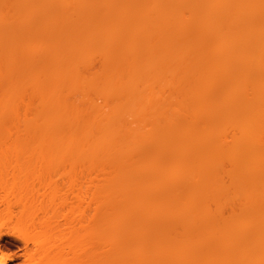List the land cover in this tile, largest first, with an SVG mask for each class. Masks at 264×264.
I'll return each mask as SVG.
<instances>
[{
  "label": "bare ground",
  "instance_id": "obj_1",
  "mask_svg": "<svg viewBox=\"0 0 264 264\" xmlns=\"http://www.w3.org/2000/svg\"><path fill=\"white\" fill-rule=\"evenodd\" d=\"M0 179V264H264V0H0Z\"/></svg>",
  "mask_w": 264,
  "mask_h": 264
},
{
  "label": "rangeland",
  "instance_id": "obj_2",
  "mask_svg": "<svg viewBox=\"0 0 264 264\" xmlns=\"http://www.w3.org/2000/svg\"><path fill=\"white\" fill-rule=\"evenodd\" d=\"M11 161H13V160H11ZM15 161H16V160H14L13 163H11V164L14 165V164H15ZM30 161H32L33 163L36 162L35 165H37V164H38L37 162L39 161V165H40V166L38 165V166L40 167V169H39L37 166H35V165L33 164V166H35V167H33V168H37V169H36V170H35V169H33V170L30 169L31 172H32V173H30L29 171H25V170H28V169H25V168H27V166L29 165L30 162L28 163V161H24V162H25V166H24L25 168L23 167V169H24L25 172H27V173H26L27 176H29L30 174H32V177H31V176L27 177V176L25 175V177H26V178H25V177H23L24 175H22V177H21L22 180L17 178L18 180L21 181V182H18V183H17L18 180L16 181V179L13 180V178H9V177H8V179H10V180H9L10 182L7 181V180H5V182H6V181L9 182V183H10V186H13L15 183H17V184H19V185H20V184H23V183H26V184H27V179H28L29 182H31V184H32V182H33V183H35V182L37 183V182L40 181V182H43V183H52V185H54V186H55V185H58V187L60 186L62 189L65 188V190H67L66 187L69 188L70 182L72 181L71 179H72L73 177H75L74 174H76V171H75V173L73 172L74 169L70 166L71 163L68 162V161H67L68 164L65 163L66 165L64 164V162H66V161H64V162L61 163V164H60V162L58 161L57 163L60 164V165L57 166V164H56V167H57L56 170H54V169H52V168H49V169H50L49 172L51 173V174L49 173L50 175L48 174L47 171H46L47 173L45 172V170H48V168L45 169V167H44L45 162H44V161H40V160H36V161L30 160ZM24 162H23V160H22V162H19V161L17 162V161H16V163H20V164H21V163H24ZM32 162L30 163L29 167H30V166L32 167V165H31ZM42 162H43V163H42ZM61 162H62V161H61ZM26 163H27V166H26ZM69 163H70V164H69ZM63 164H64V166H63ZM13 165H11V166H13ZM15 166H16V165H14L13 167H11V170H12L13 168H15ZM60 166H61V167H60ZM20 167H21V166H20ZM29 167H28V168H29ZM31 167H30V168H31ZM46 167H47V166H46ZM16 168H17V167H16ZM58 168H59V169H58ZM21 169H22V168H21ZM51 169H52V170H51ZM72 169H73V171H72ZM41 170H42V171H41ZM53 170H54V171H53ZM52 171H53V172H52ZM43 172H44V173H43ZM28 173H30V174L28 175ZM40 173L44 174L45 177H43V175L41 176L42 178H41V177H38V176H40ZM71 175H73V176L71 177ZM36 177H37V178H40L41 180H40V179L38 180ZM46 177H47V179H46ZM69 177H71V178H69ZM23 178H24V180H23ZM4 179H7V177H5ZM25 179H26V180H25ZM45 180H46V181H45ZM70 180H71V181H70ZM74 180H75V179L73 178V181H74ZM0 181H1V179H0ZM2 181H3V180H2ZM2 181H1V182H2ZM14 181H16V182L14 183ZM3 182H4V181H3ZM7 182H6V183H7ZM29 182H28V183H29ZM67 183H68V184H67ZM7 184H8V183H7ZM12 184H13V185H12ZM72 184H73V183H72ZM72 184H71V185H72ZM71 185H70V187H72ZM56 187H57V186H56ZM60 187H59V188H60ZM7 195H8V194H7ZM7 195H6L5 192L3 193V192L0 190V206H2V207H1L2 209L4 208V202H6V200L8 201V199L11 201V203L13 202L12 204H13V206H14L15 208H16V206H19V205L16 204V203H17L16 201L19 200V199L15 200V199L17 198V196H16V198H15L14 195H16V194H13V193L11 192V194H9L8 197H7ZM19 195H20V194H19ZM19 197H21V196H19ZM5 199H6V200H5ZM14 201H15V202H14ZM14 203H15V204H14ZM15 208H14V209H15ZM5 242H6V244H5L6 246L3 245V246H2V249H1V251H2L3 254H5V255H10V254H18V253H19V249H18L19 246H17V245H19L20 243L17 242V240L15 241V239H13V240H12V239H6ZM16 263H17V262H16Z\"/></svg>",
  "mask_w": 264,
  "mask_h": 264
},
{
  "label": "clouds",
  "instance_id": "obj_3",
  "mask_svg": "<svg viewBox=\"0 0 264 264\" xmlns=\"http://www.w3.org/2000/svg\"><path fill=\"white\" fill-rule=\"evenodd\" d=\"M6 259H8L3 253H0V262L5 261Z\"/></svg>",
  "mask_w": 264,
  "mask_h": 264
}]
</instances>
